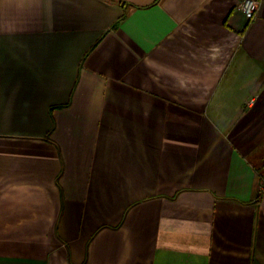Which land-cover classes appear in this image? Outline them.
Listing matches in <instances>:
<instances>
[{
  "label": "crops",
  "instance_id": "crops-1",
  "mask_svg": "<svg viewBox=\"0 0 264 264\" xmlns=\"http://www.w3.org/2000/svg\"><path fill=\"white\" fill-rule=\"evenodd\" d=\"M0 0V264H264V0Z\"/></svg>",
  "mask_w": 264,
  "mask_h": 264
},
{
  "label": "built area",
  "instance_id": "built-area-1",
  "mask_svg": "<svg viewBox=\"0 0 264 264\" xmlns=\"http://www.w3.org/2000/svg\"><path fill=\"white\" fill-rule=\"evenodd\" d=\"M239 8L243 11L247 19H251L256 14L258 4L256 0H242Z\"/></svg>",
  "mask_w": 264,
  "mask_h": 264
}]
</instances>
